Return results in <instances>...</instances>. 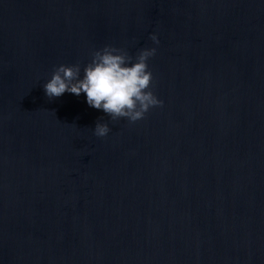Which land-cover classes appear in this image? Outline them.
<instances>
[{
	"label": "water",
	"instance_id": "water-1",
	"mask_svg": "<svg viewBox=\"0 0 264 264\" xmlns=\"http://www.w3.org/2000/svg\"><path fill=\"white\" fill-rule=\"evenodd\" d=\"M105 45L161 107L44 95ZM0 264H264V0H0Z\"/></svg>",
	"mask_w": 264,
	"mask_h": 264
},
{
	"label": "clouds",
	"instance_id": "clouds-1",
	"mask_svg": "<svg viewBox=\"0 0 264 264\" xmlns=\"http://www.w3.org/2000/svg\"><path fill=\"white\" fill-rule=\"evenodd\" d=\"M150 39L159 43L155 34H150ZM155 52V48L141 49L133 57L122 48L105 45L92 52L82 70L79 63L55 66L42 85L44 95L52 100L65 93L83 94L88 107L102 111L111 121H139L150 109L163 105L151 91L152 73L147 62ZM109 132L107 123L96 122V137Z\"/></svg>",
	"mask_w": 264,
	"mask_h": 264
}]
</instances>
